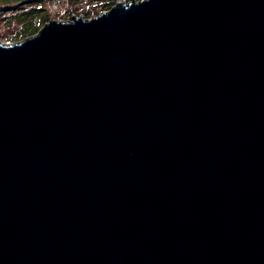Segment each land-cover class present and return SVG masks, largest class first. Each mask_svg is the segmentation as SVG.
<instances>
[{
  "label": "water",
  "instance_id": "95a60500",
  "mask_svg": "<svg viewBox=\"0 0 264 264\" xmlns=\"http://www.w3.org/2000/svg\"><path fill=\"white\" fill-rule=\"evenodd\" d=\"M0 264H264V0L0 41Z\"/></svg>",
  "mask_w": 264,
  "mask_h": 264
},
{
  "label": "rangeland",
  "instance_id": "374dc122",
  "mask_svg": "<svg viewBox=\"0 0 264 264\" xmlns=\"http://www.w3.org/2000/svg\"><path fill=\"white\" fill-rule=\"evenodd\" d=\"M118 1L119 0L0 1V41L3 43H13L14 41H19L33 35L31 31L22 33L23 27L41 22L44 17L45 20L48 21L71 20L72 15L91 18L107 11ZM120 1L129 2L132 0ZM43 23L42 21V24ZM42 24L38 25V27H41Z\"/></svg>",
  "mask_w": 264,
  "mask_h": 264
},
{
  "label": "trees",
  "instance_id": "16d2710c",
  "mask_svg": "<svg viewBox=\"0 0 264 264\" xmlns=\"http://www.w3.org/2000/svg\"><path fill=\"white\" fill-rule=\"evenodd\" d=\"M0 1H7V0H0ZM42 21L45 23L47 22L48 20H45V17L44 19L41 20V22H38V23H33V25L29 26V25H26V27L24 26L23 27V30L21 31L22 33H25L26 31H31L32 33L31 34H34L36 31H38V29L40 27H38V25L42 24ZM40 23V24H39ZM43 23V24H44ZM42 24V25H43ZM36 30V31H35Z\"/></svg>",
  "mask_w": 264,
  "mask_h": 264
}]
</instances>
